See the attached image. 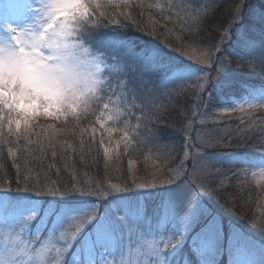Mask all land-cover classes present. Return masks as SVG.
I'll return each instance as SVG.
<instances>
[{"label": "snow or ice", "instance_id": "snow-or-ice-1", "mask_svg": "<svg viewBox=\"0 0 264 264\" xmlns=\"http://www.w3.org/2000/svg\"><path fill=\"white\" fill-rule=\"evenodd\" d=\"M174 0H162V2H147V0H0V150L8 145L7 155L12 158V162L17 170L19 179L25 181L23 188L17 183V190L31 192L36 197L45 194L52 197H69L73 195L107 197L113 193L127 192L128 187L120 188L117 185H109V190L104 191L102 184L98 181H79L75 174L72 176L73 183L70 186L61 185L41 186L39 172L35 178L28 173V161L24 160L22 168L19 162L24 153H39V161L42 163L47 153L50 151L52 158L58 156L57 148L63 150L62 159L67 161L70 150L72 155H79L81 163L85 162V148L96 145V151L103 149L105 158V168L109 167L108 161L118 160L122 152L127 154L134 139H138L139 123L133 131L137 132L132 136L125 128L123 136L119 140L113 141V128L108 127V122L114 126L120 124L122 112L120 109L112 107V96L114 83L119 86L123 84L120 77L123 70L119 66V61L112 62L109 53L115 49L116 41L105 35L94 33V29L100 27L104 21L121 25L123 21L135 20V16L127 11L117 12L116 9H139V15L143 16L147 11L151 27L147 24L144 29L149 35L159 37L157 32V21L152 19V12L167 13L171 16V10L177 9L176 16L179 19V8ZM208 6L206 5L205 8ZM244 4H238L232 17L228 21L224 32L219 36L218 41L209 47H193L188 59L194 61L187 65L175 64L165 60L159 49L151 52H134L126 49V56L133 59L142 69V75L148 76L149 81L153 76H158L161 86L186 82L194 77L197 80L195 85L196 93L201 94L210 86L215 87L223 96H229L230 91L236 86L231 76L225 75L218 84H209V79L194 75L193 66L198 67L200 72L206 68L219 64V70L223 73L227 69L225 61V41L234 38L233 28L237 29L239 23L237 17H243ZM251 10V4L247 5ZM112 9L110 13L107 9ZM122 18V19H120ZM192 25L181 22V31L187 30L189 39L194 35L192 29L197 27L196 21ZM138 30L141 25H137ZM167 29V24H165ZM178 40L183 41L184 36L178 35ZM164 40L171 44V40L165 35ZM235 41L240 51L257 60L261 74H264V40L257 44L246 30L239 29L235 35ZM124 48V45H121ZM173 50H176L173 46ZM213 50L219 53V60L213 56ZM243 58V57H242ZM249 67L255 68L256 64L249 63ZM203 79V83L200 80ZM145 87H147L145 85ZM182 87V85H181ZM111 93V94H109ZM107 96V100L105 97ZM247 99L241 98V103L234 100L228 105L219 106L223 112H233L239 108L244 110L243 104L247 103L249 109H264V89H253L248 94ZM200 99V103H203ZM162 108L163 106H159ZM159 110V109H157ZM97 113H99L97 115ZM89 115L95 116L99 124L100 138L96 139L98 129L93 126L90 130L89 139L84 140V135L89 132L85 128L80 131L79 143H69L67 140H58L60 134L67 135L69 132L75 135L73 129L56 128L55 125L41 126V131H36L38 117L51 118L53 121L63 119L64 123L70 124L72 121H79ZM203 115V114H202ZM206 123V120H201ZM33 135L36 139H32ZM206 133L198 135V139L204 142ZM107 139V144L105 140ZM24 143L21 144L20 142ZM123 142V150L121 143ZM133 151L135 149L133 148ZM187 155V153H185ZM95 159V158H94ZM257 167L264 171V156L258 161L248 165ZM51 167V166H50ZM23 172V175L21 173ZM87 175V174H85ZM253 175H256L253 173ZM165 181H160L164 183ZM169 183L171 180L168 181ZM31 183V187H29ZM155 187L146 181L135 184L137 188ZM200 190L204 189L203 184L199 185ZM109 209L114 208L111 215L107 212L103 215L99 213L97 205L91 208L75 209L65 208L60 212H53L56 219L49 221L51 228L45 226L44 232L49 238L57 236L63 241V247H68L72 240L78 238L83 226L89 222L95 224V231L89 237L91 247L88 249L89 256L98 254L99 259H81L80 264H125L123 259L117 261L113 252L109 250V241L115 237L117 231H123L125 225L135 224L140 227L149 226L148 219L143 215L142 208L137 202L135 205L125 204L119 196L107 201ZM157 212L163 215L176 225L172 231L168 243L164 244V251L155 252L156 256H163L160 264H171L168 256L177 254L183 245V240L187 239L193 225L200 220L203 211L199 205L197 187L193 184H178L177 192L167 201L162 202ZM38 213L30 210L22 213L16 220L23 231L24 225L34 222ZM42 220L43 217H40ZM31 226V225H29ZM70 229H73L70 231ZM39 232V229L37 230ZM220 235L219 223L212 217L205 227L191 235L193 250L199 252L203 259L201 264H214L211 259L215 251V244ZM179 236L182 239L173 243ZM39 242V241H38ZM22 243V242H21ZM163 244V241L161 242ZM19 244L13 246L8 257L0 261V264H23L20 256L23 250L17 252ZM172 251L168 252V248ZM103 249V251H101ZM85 249L82 248V255ZM60 248L56 249V256L47 264H68L67 259L60 260L63 256ZM112 256L111 261L105 259ZM130 264V262H129Z\"/></svg>", "mask_w": 264, "mask_h": 264}, {"label": "trees", "instance_id": "trees-1", "mask_svg": "<svg viewBox=\"0 0 264 264\" xmlns=\"http://www.w3.org/2000/svg\"><path fill=\"white\" fill-rule=\"evenodd\" d=\"M116 2H119V0H116ZM147 2H162V0H147ZM174 2L177 5H182L179 8V10L183 9V11H179V19H177V9L175 8L171 10V16L167 11L165 13L154 11L151 14L152 19L158 22L156 28L157 32L160 33L159 37L149 35L144 29L145 24L151 27V22L148 19V12L145 11L144 15L140 16L138 14L139 9L119 8L117 12H130L135 16V20L123 21L121 25L104 21L100 27L95 29L101 35L111 37L107 33L109 27L114 25L117 29H111L116 34L121 33L123 37H127L129 39L127 45L131 46L129 49L134 52H151L153 49H159L165 60L175 64L187 65L194 62L182 53L187 48L186 45L201 44L200 46H210L216 43L236 10V6L242 4L240 0H174ZM243 3L248 4L249 2L244 0ZM206 5L207 8H205ZM196 17H200V19L196 21L197 27L192 29L194 35L189 39L187 30L181 31V22L192 25ZM138 24L141 25L139 30ZM165 24H167V29L164 27ZM253 25H255L253 32L249 28L246 29L248 35L259 44L260 41L264 40V19L261 18L253 22ZM165 35L171 40V44L165 42ZM178 35L184 36V40H178L176 38ZM204 40H207V44L202 43ZM173 46L176 50H173ZM122 53L123 56L112 58L113 63L120 62L119 66L123 70V75L120 77L123 84L117 86L114 83L113 85L115 95L112 96V101H118V109L122 112V122L117 127L112 124V127L118 130V133H114L112 139L113 141L121 139L123 134H119H121L124 127L130 131L132 136H136L137 132L132 129L139 123L138 139L132 141L127 154L122 152L118 160L109 161L107 169L105 168L103 149L101 148L97 152L95 144L90 145L91 151H89V147L85 148L87 155L84 163H81L78 154L73 156L70 150L67 153L69 158L65 162L61 158L64 155L63 150L59 147L57 148L58 156L56 158H52L49 151L42 163L39 161V153H35V160L33 154L24 153L19 162L23 168L24 160L28 161L27 167L31 170L28 174L31 177L35 178L39 172L40 183L36 185L37 187L52 186L53 184L56 187L61 185L70 186L74 182L72 176L75 174L76 179L79 181L100 182L104 191L109 188L110 184L117 185L120 188H133L124 179L126 169L123 162L126 163L130 159L146 161V158L150 157L149 154L151 155L150 152L154 153L169 144V146L173 145L174 160L171 161L170 158V160L166 158L165 162L164 160L157 162L159 165L155 166L156 168L159 166L161 168L168 167L171 171L152 173V176L158 178L157 181L167 179L175 169L177 170L181 162L180 158L185 154L184 150L188 145V135L193 128L191 123L193 119L190 121L189 118L193 110L203 107L202 104L208 96L212 99L211 106L219 108L227 102L231 103V100L241 101L243 97L250 99L247 94L253 89H264V74L260 72L258 57L257 60H253L247 53L240 51L238 45L235 46L234 54L228 58L226 63L229 69L223 73V70H219L218 67V74L220 73L221 79L228 75L235 82L236 86L230 91L229 96L221 95L212 86L204 91L201 96L193 88L194 80L168 84L164 87L161 86L159 77L153 76L151 78L152 82H150L148 76L142 75L143 69L137 63H134L132 58L126 56V49ZM250 62L256 64V67H249ZM192 71L198 73L200 70L192 68ZM211 83L209 82V84ZM201 98L204 101L203 103H200ZM161 105L162 108L159 107ZM88 117L82 118L79 123L75 121V124H69L75 125V127H66L67 129H73L75 135H72L71 132L67 135L60 134L58 140L61 142L67 140L69 143L78 144L80 131L85 129L88 123L95 122V119ZM48 121L51 122H47V125H41L38 122L36 131H41V126L55 125L56 128H65L62 126L66 125L64 122L62 123V120L53 121L51 119ZM93 126L98 129L96 132V139L98 140L100 138L99 126L97 124ZM109 127L111 126L109 125ZM89 135L90 131L84 135L85 141L89 139ZM32 139H36V136L33 135ZM20 143L23 144L24 142L21 141ZM105 143L107 144V139ZM133 148L135 151H133ZM121 149L123 150V142L121 143ZM212 149L218 151V154L224 155L223 158H219L218 164H215L218 172L211 181L213 187L218 186L214 190V196L218 199L219 209L225 210L229 214V217L225 215L223 217L240 228H243L244 224H252L260 226L264 230V179L260 181L256 175H252L254 170L258 169L257 167L248 166L258 162L264 156V109H246L219 114L218 143ZM7 152L8 145H5L0 150V197L13 202L29 201L34 198L35 200L38 199L40 203L46 201L49 198L47 194L36 197L31 192L17 190V183L19 182L22 189L25 181L17 176V170ZM169 153H171L170 150ZM170 162L172 163L170 164ZM154 170L156 171V169ZM166 174L170 175L165 176ZM21 175H23V172ZM29 187H31V183H29ZM78 197L77 194L64 198H54L55 205L56 207L64 205L79 207L84 204V201L76 199ZM112 197H106L105 199ZM246 237L250 243L254 241L263 242L260 247L264 249V239L249 232L246 233Z\"/></svg>", "mask_w": 264, "mask_h": 264}, {"label": "rangeland", "instance_id": "rangeland-1", "mask_svg": "<svg viewBox=\"0 0 264 264\" xmlns=\"http://www.w3.org/2000/svg\"><path fill=\"white\" fill-rule=\"evenodd\" d=\"M240 1L244 4V0ZM248 2V4H251V10L248 9V4H244L243 17H237L239 25L236 30L233 28L234 38L225 41L226 47L224 54L226 55V63L228 58L234 54L235 46H237L235 41L237 30L243 29L248 32L246 28H249V30L253 32L255 26L253 25V22L261 18L264 19V0H248ZM107 11L111 13L112 9L109 8ZM116 11L118 10L116 9ZM179 11H183V9ZM111 28H114V30L117 28L113 25V27H109L107 33L111 36L109 38L116 41V47L109 53V55L112 58L117 56L121 57L124 55L122 53L124 49L131 48V46L127 45L129 39L123 37L121 33L116 34ZM96 30L97 29L93 30L94 33L101 35ZM206 41L207 40L201 42L206 43ZM121 45H124L125 47L122 48ZM200 45H194L193 47H209V45ZM191 52L192 48L187 47L182 53L188 58L187 54H191ZM213 56L219 60V53H216L215 50H213ZM198 67H202V65H197V67L193 66L195 69H199ZM218 67L219 64L217 63L210 68H206L203 72L199 71L196 73V71H192V73L193 76H206L209 79V82L214 83L216 81L215 83L218 84L221 80L220 73L218 74ZM227 69L229 68L227 67ZM192 80H194L193 88L195 89L197 83L196 78L194 77ZM200 82L203 83V79H201ZM185 91L186 89L184 92ZM105 100H107V96L105 97ZM211 100L210 96H208L207 100L202 104L203 107H198V109L193 110L192 115L189 118L190 121L193 119L191 122L193 128L188 135V145L186 150H184L187 155L184 154V156L180 158L181 162L177 170L175 169L171 175H165L170 176L167 179L161 180L165 181L164 183L157 181L158 178L152 176V173L157 174L156 172L159 171H171L168 167L161 168L159 166L156 168L155 165H159L157 162H162L163 160L165 162L166 158L168 160L171 159V161L174 160L172 154L173 145L169 146V144H167L165 147L154 153L150 152L151 155L149 154L150 157L146 158V161L130 159L126 163L123 162L126 169V176H124V179L126 180V183L131 184L133 188H129V191L127 192L113 193L112 196H119L125 204L135 205L139 202L143 215L148 219L150 227H140L135 224H130L125 225L123 231L116 232L115 237L109 241L108 247L115 255L117 261L122 258L125 264H129V262L130 264H160L164 257L156 256L155 252L159 250L163 253V245L168 243V239L171 237V233L176 228V225L166 219L163 215L159 214L157 209L162 202L167 201L170 197L176 194L178 184L191 183L197 187L199 205L203 211V215L200 217V220L193 225V229L187 234L188 238L183 240V245L178 250L177 254L167 257V259L171 261V264H201L203 257L199 252L193 250L190 237L191 235H194L195 232H198L201 228L205 227L212 217H215L216 221H218L220 228V235L215 244V251L211 255L214 264H264V249L260 247V244L263 242L254 241L250 243V241H247L246 237V233L249 232L264 239V230L261 229L260 226L252 224H244V226H242L243 228H240L235 223L225 220L223 216H228L229 214L225 210L219 209L218 199L214 196V190L218 187H213L211 182L214 179L213 177L215 174L218 172V168H216L217 166L215 164H218L219 158H223L224 155L218 154V151H214L212 148L218 143V116L222 113L225 114V112H223L221 108L212 107ZM234 101L236 103L242 102L239 100ZM228 104H230V102H227L225 105ZM112 107L118 108L117 100L112 101L110 108ZM243 107L244 110L249 109L247 103H244ZM236 111L238 112L241 110L237 108ZM98 114L99 113H97V115ZM89 116L90 117L88 118L95 119V122L93 121L92 124L88 123L89 126L87 125L86 127L90 131L93 125L97 124L99 126V124L96 122L95 116ZM202 119L206 120V123L202 124ZM48 120H51V118L41 116L37 118L35 123L36 125L38 122H40L39 124L41 125H47V122H51ZM61 120L63 123V119ZM71 124H75V121L73 120ZM109 125L112 127L111 122H108L107 126L109 127ZM72 126L75 127V125L69 124L62 127L70 128ZM115 126L117 127V125ZM124 129L125 127L123 130ZM123 130L119 135L123 134ZM114 133H118L116 128H113L112 136ZM201 133L207 134L203 137L204 142L197 138ZM169 150L171 153H169ZM171 163L172 162H170V164ZM154 169H156V171ZM254 173L258 180L262 181V179H264V171L260 168L254 170ZM139 179L140 181L138 182ZM169 180H171L170 183L168 182ZM146 181L150 185L155 183L156 186H149L142 189L135 187L137 182L139 184ZM201 184H203L204 189L206 190H200L199 185ZM108 190L109 188L106 191ZM78 196L79 197L76 199L84 201V204L79 207L72 205L56 207L55 199L58 197L51 196L41 203L38 199L35 200V198L29 201L20 200L18 202H13L12 200L0 197V261H3L8 257L13 246L16 244H19V247L16 249L17 252L23 250V254L20 256L23 264H47L49 260L56 256L57 248H60L61 252L64 253L59 259L62 261L66 258L68 264H80L81 259H99L98 254H92V256H89L88 254V249L91 247L89 237L93 235L96 227L94 223L89 222L85 224L81 233L78 234V238L72 240L68 247H63V241L59 240L58 234L57 236L49 238L48 233L44 232L46 225L49 229L51 228L49 221L56 219L55 215H52L51 213L63 211L65 208L71 207L75 209H84L91 208L95 204L98 206L101 215L106 212L111 215V213L115 212V209H109L106 203V200L110 201L113 197L105 199V197L98 198L95 195ZM30 210L36 211L38 216L34 222H29V224L24 225L23 231H21L16 219L22 213ZM40 217H43V219L41 220ZM38 229L39 232L37 231ZM72 230L73 229H70V231ZM245 230L246 232H244ZM180 239L182 238L177 236L176 239L173 240V243ZM162 241L163 244L161 243ZM82 248L85 249L83 255L81 252ZM101 251H103V249H101ZM171 251L172 249L169 247L168 252ZM105 259L111 261L113 257L106 256Z\"/></svg>", "mask_w": 264, "mask_h": 264}]
</instances>
